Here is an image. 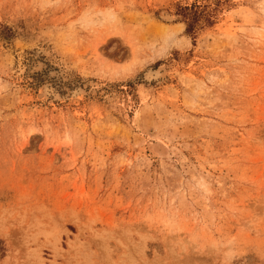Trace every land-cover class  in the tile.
<instances>
[{
	"label": "rangeland",
	"instance_id": "374dc122",
	"mask_svg": "<svg viewBox=\"0 0 264 264\" xmlns=\"http://www.w3.org/2000/svg\"><path fill=\"white\" fill-rule=\"evenodd\" d=\"M0 264H264V0H0Z\"/></svg>",
	"mask_w": 264,
	"mask_h": 264
},
{
	"label": "trees",
	"instance_id": "16d2710c",
	"mask_svg": "<svg viewBox=\"0 0 264 264\" xmlns=\"http://www.w3.org/2000/svg\"><path fill=\"white\" fill-rule=\"evenodd\" d=\"M184 10H187V8H184ZM190 29H191V25L187 24V28H186V30H188V32H189Z\"/></svg>",
	"mask_w": 264,
	"mask_h": 264
},
{
	"label": "bare ground",
	"instance_id": "6f19581e",
	"mask_svg": "<svg viewBox=\"0 0 264 264\" xmlns=\"http://www.w3.org/2000/svg\"><path fill=\"white\" fill-rule=\"evenodd\" d=\"M155 74V73H154ZM44 94V93H43ZM77 96V95H76Z\"/></svg>",
	"mask_w": 264,
	"mask_h": 264
}]
</instances>
